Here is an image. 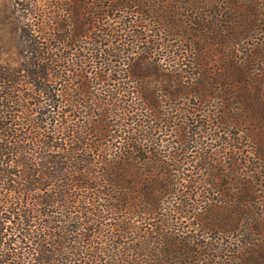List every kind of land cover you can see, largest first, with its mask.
<instances>
[{"label":"trees","instance_id":"obj_1","mask_svg":"<svg viewBox=\"0 0 264 264\" xmlns=\"http://www.w3.org/2000/svg\"><path fill=\"white\" fill-rule=\"evenodd\" d=\"M28 1L0 264H264V0Z\"/></svg>","mask_w":264,"mask_h":264},{"label":"rangeland","instance_id":"obj_2","mask_svg":"<svg viewBox=\"0 0 264 264\" xmlns=\"http://www.w3.org/2000/svg\"><path fill=\"white\" fill-rule=\"evenodd\" d=\"M16 0H0V57L3 58V51L6 50L7 46L15 45L16 38V26L18 5L14 4ZM19 1V0H18ZM50 3L53 0H30L28 3ZM22 5L25 1L18 2Z\"/></svg>","mask_w":264,"mask_h":264}]
</instances>
